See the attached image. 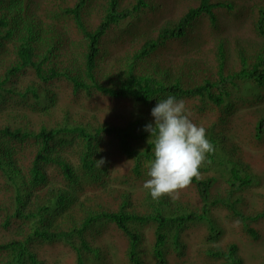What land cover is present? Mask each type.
Masks as SVG:
<instances>
[{
  "label": "trees",
  "instance_id": "trees-1",
  "mask_svg": "<svg viewBox=\"0 0 264 264\" xmlns=\"http://www.w3.org/2000/svg\"><path fill=\"white\" fill-rule=\"evenodd\" d=\"M167 95L212 151L153 199ZM255 149L264 0H0V264H264Z\"/></svg>",
  "mask_w": 264,
  "mask_h": 264
},
{
  "label": "clouds",
  "instance_id": "clouds-1",
  "mask_svg": "<svg viewBox=\"0 0 264 264\" xmlns=\"http://www.w3.org/2000/svg\"><path fill=\"white\" fill-rule=\"evenodd\" d=\"M229 15L230 31L243 30L247 21ZM150 114L154 123L146 124L144 130L154 137L153 159L143 187L153 199H158L188 185L198 175L199 166L206 153L212 151V145L205 128L193 123L184 101L175 95L158 99ZM100 162L102 165L103 160Z\"/></svg>",
  "mask_w": 264,
  "mask_h": 264
},
{
  "label": "rangeland",
  "instance_id": "rangeland-1",
  "mask_svg": "<svg viewBox=\"0 0 264 264\" xmlns=\"http://www.w3.org/2000/svg\"><path fill=\"white\" fill-rule=\"evenodd\" d=\"M166 18H167V16H165V15H161V19H160L159 24H160L162 21H164ZM248 24H249V22L247 21V25H248ZM244 25H246V24H244ZM231 33H234V32L231 31ZM246 111H247L248 113H252V110H249V108H247ZM251 153H252L253 156L260 157V159H261V157L264 158L263 150L259 152L258 149H255V150H252ZM263 161H264V159H263ZM263 246H264V245H263ZM255 254L258 255L259 253H258L257 251H255L254 253H252V255H255ZM255 259H257V256H256ZM257 264H259L258 260H257Z\"/></svg>",
  "mask_w": 264,
  "mask_h": 264
}]
</instances>
